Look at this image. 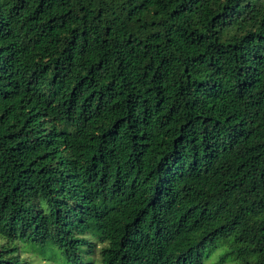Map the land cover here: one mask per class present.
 <instances>
[{
    "label": "trees",
    "instance_id": "trees-1",
    "mask_svg": "<svg viewBox=\"0 0 264 264\" xmlns=\"http://www.w3.org/2000/svg\"><path fill=\"white\" fill-rule=\"evenodd\" d=\"M264 264V0H0V264Z\"/></svg>",
    "mask_w": 264,
    "mask_h": 264
},
{
    "label": "rangeland",
    "instance_id": "rangeland-1",
    "mask_svg": "<svg viewBox=\"0 0 264 264\" xmlns=\"http://www.w3.org/2000/svg\"><path fill=\"white\" fill-rule=\"evenodd\" d=\"M44 264H66L65 262H63L62 260H57V261H52V260H47L44 262Z\"/></svg>",
    "mask_w": 264,
    "mask_h": 264
}]
</instances>
